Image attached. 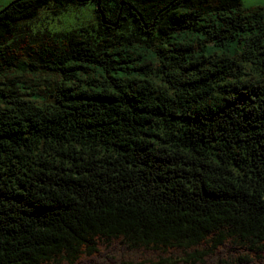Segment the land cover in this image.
Returning <instances> with one entry per match:
<instances>
[{
    "label": "trees",
    "instance_id": "1",
    "mask_svg": "<svg viewBox=\"0 0 264 264\" xmlns=\"http://www.w3.org/2000/svg\"><path fill=\"white\" fill-rule=\"evenodd\" d=\"M0 264H264V6L1 9Z\"/></svg>",
    "mask_w": 264,
    "mask_h": 264
},
{
    "label": "rangeland",
    "instance_id": "2",
    "mask_svg": "<svg viewBox=\"0 0 264 264\" xmlns=\"http://www.w3.org/2000/svg\"><path fill=\"white\" fill-rule=\"evenodd\" d=\"M11 1L0 0V10ZM241 2L244 7L264 6V0H241ZM94 21L93 5L87 3L83 6H69L66 11L60 13H50L43 21L36 23V26L44 28V25L52 33H60L88 27Z\"/></svg>",
    "mask_w": 264,
    "mask_h": 264
}]
</instances>
